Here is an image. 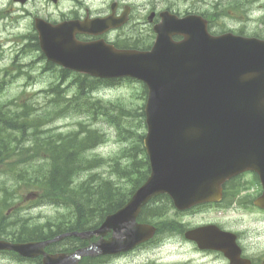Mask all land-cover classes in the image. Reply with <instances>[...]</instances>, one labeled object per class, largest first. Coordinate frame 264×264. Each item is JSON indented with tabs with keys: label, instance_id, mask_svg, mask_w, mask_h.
I'll return each instance as SVG.
<instances>
[{
	"label": "water",
	"instance_id": "1",
	"mask_svg": "<svg viewBox=\"0 0 264 264\" xmlns=\"http://www.w3.org/2000/svg\"><path fill=\"white\" fill-rule=\"evenodd\" d=\"M196 19L173 18L157 26V41L148 52L117 51L102 44L62 51L54 45L64 39L51 38L50 27L38 23L42 46L56 63L96 76H129L146 83L145 147L151 174L124 207L89 232L103 236L113 228L122 229L125 242L118 243L113 235L81 253L52 256L44 251L49 240L0 239V250L25 257L43 254V264H65L70 259L78 262L83 254L130 249L155 232L154 226L136 222L152 197L168 193L181 210L219 201L223 184L248 170L260 177L263 193L255 203L264 208V39L210 35L205 23ZM173 34L186 38L177 43ZM209 230H190L187 237L210 247L209 236L202 233Z\"/></svg>",
	"mask_w": 264,
	"mask_h": 264
},
{
	"label": "trees",
	"instance_id": "2",
	"mask_svg": "<svg viewBox=\"0 0 264 264\" xmlns=\"http://www.w3.org/2000/svg\"><path fill=\"white\" fill-rule=\"evenodd\" d=\"M52 66L48 63L46 69ZM7 71V76L0 79V92L11 81L8 77L10 70ZM71 82L75 85L71 97L66 96L67 88L60 80L45 91L46 100L43 103H38L32 95H23L7 104H0V173L3 177L0 183V238L13 241L49 238L51 235L41 236L42 229H51L53 223L65 230L97 226L108 213L120 208L149 176L150 163L144 147L146 124L143 106H139V112L137 107L131 109L122 101H105L93 96V92L100 87L117 84L116 80L80 76ZM71 114L85 116L76 129L65 133L44 129L53 120ZM139 116L142 120L138 119ZM99 120L114 125L118 140L124 144L114 157L89 155L107 138L102 129L94 126V122ZM104 166L115 178L92 173L89 178L80 179L85 172ZM246 187L247 184L239 181L238 177L233 178L224 185V199L228 197L232 201ZM21 191H28L32 197H37L36 202L65 209L66 213L55 217L64 219L40 225L30 224L25 219L28 217L23 215L12 217L8 212L18 203ZM173 209L169 196L162 195L144 208L142 215L164 216ZM148 220L156 222L161 232L184 230L176 219ZM0 253L19 259L13 252Z\"/></svg>",
	"mask_w": 264,
	"mask_h": 264
},
{
	"label": "flooded vegetation",
	"instance_id": "3",
	"mask_svg": "<svg viewBox=\"0 0 264 264\" xmlns=\"http://www.w3.org/2000/svg\"><path fill=\"white\" fill-rule=\"evenodd\" d=\"M14 1L25 7L31 0ZM41 1V9L27 14L32 20V29L29 31L22 34L9 30L10 25H16L13 19L8 22L6 20L7 23L0 27V56L6 51V43L12 42L16 48V57L37 56L38 61H51L41 47L40 34L36 28L38 18L53 25L74 23L58 31L52 29L51 36L55 40L65 39L54 45L55 49L62 51L74 49L76 46L73 41L107 43L122 50L149 51L157 37L155 27L163 21L164 14L166 17L178 18L195 15L198 24L204 23L205 19L207 29L213 35L230 32L245 37H264V14H259L262 0H219L217 3L215 0H39V3ZM222 5L225 9L216 12ZM6 14L7 10L0 9V23L9 17ZM220 18L226 19L224 27H221ZM14 35L16 38L11 40L10 36ZM172 37L176 41L184 39L181 34ZM139 218L198 216L182 214ZM209 223L220 228L211 232L215 238L212 243L219 248H200L198 242L186 238V231H158L155 236L158 238L153 237L134 249L113 255L87 256L84 262L134 264L137 258L149 255L148 261L142 264H264V218H218ZM76 230L83 228L79 226ZM64 231L59 228L52 237L60 236ZM112 235L113 230H109L104 238ZM99 239L100 235L88 238L76 235L58 237L48 250L52 254L64 252L65 244L68 243L70 251H76ZM169 249H175L176 253H166Z\"/></svg>",
	"mask_w": 264,
	"mask_h": 264
},
{
	"label": "rangeland",
	"instance_id": "4",
	"mask_svg": "<svg viewBox=\"0 0 264 264\" xmlns=\"http://www.w3.org/2000/svg\"><path fill=\"white\" fill-rule=\"evenodd\" d=\"M219 0H215L217 3ZM42 3V4H41ZM39 0H31L29 1L25 7L23 5L16 3L14 0H0V9L7 10V14L9 17L0 23V27H3L10 19H13L16 22V25H10L8 27L9 30L14 31V33H24L32 29V20L27 14L28 12L36 13L39 9L42 8L43 2ZM164 5V4H161ZM256 5V4H255ZM258 7V5H257ZM225 7L222 5L221 7L216 9V12H220L224 10ZM263 12L264 14V0H262V10L259 14ZM7 20V22H6ZM221 27H224L226 19L220 18ZM10 32V31H8ZM7 35L4 33V37ZM264 36V35H263ZM11 40L16 38L10 36ZM8 38V37H7ZM20 38V37H17ZM6 51L3 56H0V71L6 69L11 66L13 61L16 58V48L15 45L10 43H6ZM13 49V50H12ZM37 56H23L22 61H19L24 67L25 71H29L31 74V78H27V76L23 74L15 73V77L11 79L10 83L5 87L4 90L0 92V104H7L10 100L16 99L20 94L23 97L24 90H27V96L32 95L33 99L38 103L45 102V92L44 89H48L53 83H57L60 81L61 74H59L56 70L44 71V67L47 65L46 62L39 61L33 63L34 58ZM58 70V68H57ZM1 77L4 73L1 72ZM0 77V78H1ZM74 77H66L63 80V87L65 85L70 86L71 80ZM66 81V84H65ZM75 90V86L71 85L65 89V94L67 97H71ZM142 85L138 81L133 82H124L120 86L108 88L107 90H103L98 93L100 97L105 101H117L120 100L131 109L137 107L138 111L141 112L139 106H143L145 104V99L142 97ZM12 107V106H11ZM140 114V113H139ZM85 117H81L79 115L73 114L71 116L62 117L55 120L53 123L48 125L47 127L52 128L53 131H64L68 132L74 128L78 127V120H83ZM139 120H142V116L138 117ZM94 126L99 127L105 132L107 135L106 141L95 149L89 152L90 156H101V157H114L116 154L120 152L122 147L124 146L123 142L118 140V132L117 128L114 125H111L107 121L99 120L94 122ZM140 132L142 129L139 130ZM20 136V135H19ZM92 173H102L104 177L115 178L110 174L109 168L107 166L97 168L93 171L85 172L80 176V179L85 180L90 177ZM2 173H0V183L3 182ZM247 184L248 188L242 192V196H248L251 200L257 196L261 190L260 184L255 179L253 174H246L239 179ZM21 197L18 199V203L13 205L8 212L12 217H18L23 215L28 218L29 223H43L48 218L49 220H56V222L63 220L64 218H55L61 214L66 213L67 211L63 208H58L54 205L43 204L40 202H36L37 197H32L28 191H21ZM32 198V199H31ZM240 197H237L236 200H239ZM242 199V197L240 198ZM36 202V203H35ZM240 206V207H239ZM235 205V207H231V209L224 210L223 208L211 207L209 209L203 211H194V212H186L185 215H197L198 218H181L184 222L189 223L190 225H202L206 224L212 220L218 218H264V210H260L258 208L252 207L249 204L247 207L241 205ZM173 212H171L172 214ZM16 219V218H12ZM171 250V251H170ZM173 252L176 253L175 249H169L166 253ZM149 255H144L136 259L134 264H142L147 262ZM134 262V259H133ZM0 264H32L29 261H18L17 259H12L10 257H6L5 254H0Z\"/></svg>",
	"mask_w": 264,
	"mask_h": 264
},
{
	"label": "bare ground",
	"instance_id": "5",
	"mask_svg": "<svg viewBox=\"0 0 264 264\" xmlns=\"http://www.w3.org/2000/svg\"><path fill=\"white\" fill-rule=\"evenodd\" d=\"M127 225V223H126ZM114 232V236H115V241H117L118 243H123L127 240V237L124 236L122 229L118 232L117 230H115L114 228L112 229ZM79 235V234H85L84 232H70V233H65L63 234V236L66 235ZM88 247H92V246H88ZM93 248V247H92ZM131 249V248H130ZM130 249H125V251L130 250ZM65 264H77V260L76 259H70L67 263Z\"/></svg>",
	"mask_w": 264,
	"mask_h": 264
}]
</instances>
